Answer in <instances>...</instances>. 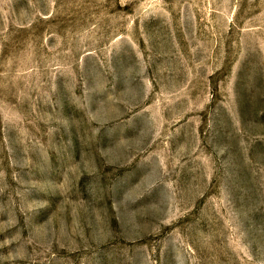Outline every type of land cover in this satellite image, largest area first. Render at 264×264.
<instances>
[{
	"label": "rangeland",
	"instance_id": "374dc122",
	"mask_svg": "<svg viewBox=\"0 0 264 264\" xmlns=\"http://www.w3.org/2000/svg\"><path fill=\"white\" fill-rule=\"evenodd\" d=\"M0 264H264V0H0Z\"/></svg>",
	"mask_w": 264,
	"mask_h": 264
}]
</instances>
